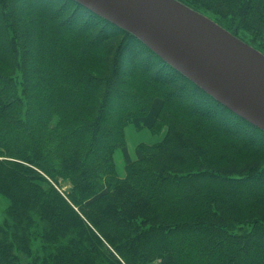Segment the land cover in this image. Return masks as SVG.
<instances>
[{
	"label": "trees",
	"instance_id": "trees-1",
	"mask_svg": "<svg viewBox=\"0 0 264 264\" xmlns=\"http://www.w3.org/2000/svg\"><path fill=\"white\" fill-rule=\"evenodd\" d=\"M176 1L264 55V0ZM0 196V264H264V131L76 0H0Z\"/></svg>",
	"mask_w": 264,
	"mask_h": 264
},
{
	"label": "water",
	"instance_id": "water-1",
	"mask_svg": "<svg viewBox=\"0 0 264 264\" xmlns=\"http://www.w3.org/2000/svg\"><path fill=\"white\" fill-rule=\"evenodd\" d=\"M264 131V55L176 0H76Z\"/></svg>",
	"mask_w": 264,
	"mask_h": 264
},
{
	"label": "rangeland",
	"instance_id": "rangeland-1",
	"mask_svg": "<svg viewBox=\"0 0 264 264\" xmlns=\"http://www.w3.org/2000/svg\"><path fill=\"white\" fill-rule=\"evenodd\" d=\"M212 21V20H211ZM165 134V129L160 134H153L151 130L148 127V123L144 120L139 122L138 124H130L125 128V137H126V145L124 148H126V156L127 159L125 160L123 156H120L119 160V154L122 153V149H118L115 151L114 154V160L116 163V171L119 177L124 176V166L125 164L134 159L136 157V148L140 143H147V144H153L158 141H160ZM68 186H64L63 190H66ZM7 206V201L0 196V222L3 219V212L4 209ZM34 247L37 248V244H34ZM22 264H26V260L23 256H21Z\"/></svg>",
	"mask_w": 264,
	"mask_h": 264
},
{
	"label": "crops",
	"instance_id": "crops-1",
	"mask_svg": "<svg viewBox=\"0 0 264 264\" xmlns=\"http://www.w3.org/2000/svg\"><path fill=\"white\" fill-rule=\"evenodd\" d=\"M126 150H127L126 148L122 149V153L118 155L119 156V160H120V156H123L125 160L127 159ZM137 157H138V155H137V151H136V157L134 159L130 160V161H133V160L137 159ZM115 162H117V160Z\"/></svg>",
	"mask_w": 264,
	"mask_h": 264
}]
</instances>
